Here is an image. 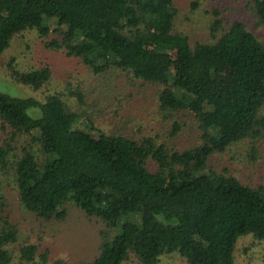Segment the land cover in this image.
Returning a JSON list of instances; mask_svg holds the SVG:
<instances>
[{
  "label": "trees",
  "instance_id": "obj_1",
  "mask_svg": "<svg viewBox=\"0 0 264 264\" xmlns=\"http://www.w3.org/2000/svg\"><path fill=\"white\" fill-rule=\"evenodd\" d=\"M177 3L0 0V71L40 90L0 92V264H51L48 248L19 241L22 210L43 224L66 220L74 207L103 223L91 260L52 264H237L240 238L264 242V176L249 182L254 175L230 161L217 164L244 143L254 160L264 141V0H190L199 22ZM26 32L27 50L15 56ZM31 45L38 58L28 55ZM60 54L93 82L119 83L117 109L99 115L139 111L142 126L100 124L101 95L89 96L108 83L88 88L77 76L65 92L43 90ZM219 67L226 76L217 78ZM65 71L59 82L71 81ZM147 86L155 105L142 114ZM71 99L79 118L87 114L85 128L67 122Z\"/></svg>",
  "mask_w": 264,
  "mask_h": 264
},
{
  "label": "rangeland",
  "instance_id": "obj_2",
  "mask_svg": "<svg viewBox=\"0 0 264 264\" xmlns=\"http://www.w3.org/2000/svg\"><path fill=\"white\" fill-rule=\"evenodd\" d=\"M180 3H177L179 8L181 10L188 11L189 9V2L190 0H178ZM189 12V18H192V22H199V19H201L203 16L199 15L194 12ZM185 24V28H188V26H192V23H189L188 21ZM32 32H26L24 34H21L16 39V45L12 46L11 52H15V56L19 55L20 53H24L27 50V43L29 38L32 36ZM264 34V32H262ZM148 47L151 46L150 43H147ZM38 48L36 45H31V52L28 54L31 56H35L38 58L40 55V52L38 51ZM27 55V56H28ZM10 58V56H9ZM54 64V71H55V77L52 79L51 83L47 87H44L43 90L46 89H54L57 92H65L68 87H70L71 82H76L75 78L77 76H82V84L87 86L88 88L92 87L95 88H103L106 87L107 83L109 84V90L105 93H97L92 94V96H89V99L96 98L98 95H101L100 101H99V107H98V115L101 109H106L110 112V114H113L114 110L117 109V105L113 104L112 101L115 100L116 97H121L118 95V87L119 83L114 81H107L105 82V85H103V82H93L95 80V77L91 74L89 75V71H87L85 68L83 69V64H81L79 61L75 59H63L61 57V54L57 56L56 59H53L51 57L50 59ZM65 71V74L72 75V79L69 82H59V75H62ZM6 73V69H5ZM118 74V71L115 74H112L111 77H114ZM215 74L217 78L226 76V69L225 67H219L217 70H215ZM7 75V74H6ZM85 75H88L85 77ZM83 80H85L87 83H84ZM151 87V86H150ZM155 88V87H154ZM157 88V87H156ZM155 88V89H156ZM92 89V90H93ZM128 89V87H127ZM126 89V90H127ZM42 90V91H43ZM125 90V91H126ZM132 91L135 92L131 88ZM144 92L142 93L143 97L140 99L141 102L145 103L143 107L142 114H145L146 112L153 111V106L155 105L154 100L155 96L153 98H149L147 94L148 92L151 93V88L149 86L143 87ZM147 90V93L146 91ZM123 91V92H125ZM0 92H3L5 94H10L11 96H38L40 97V90L35 91L34 89L30 88L28 85H25L23 83H17L14 82L11 78L8 79L1 73L0 71ZM114 93L113 95H111ZM122 93V88H121ZM108 94V95H106ZM116 94L118 96H116ZM115 97V98H114ZM106 100H109L108 102ZM135 102V101H134ZM129 103V102H128ZM126 103V104H128ZM69 105V114L67 116V122L69 124L77 123V126L81 128H85V122H87V114L82 113V117H78V105L75 102V100L71 99V103ZM198 109V107L196 108ZM80 111V110H79ZM29 113L37 114L38 110L33 108L29 110ZM118 113H121L120 111ZM141 112H136L132 117L123 116L120 114L119 116H115L114 118H108L109 114L106 115H99L103 118L99 119V122L101 125L105 126H111L112 129H115V127H128L129 129L134 128L135 126L139 125L142 126V119L139 115ZM81 119H83V122H81ZM150 119V118H149ZM103 121H105L103 123ZM81 122V123H80ZM150 121L148 119H144V124H148ZM155 124H152L154 126ZM98 126V124H97ZM124 130V129H122ZM93 134H96L97 131L92 130ZM106 141V140H105ZM109 141V140H108ZM107 141V142H108ZM249 144L244 143L236 147L235 157H230L229 154H222L220 159H218L217 164L218 167L226 165L229 161L235 165H237V168L241 172H245V174H253L254 176L252 179H248L249 182L253 181L255 178H258L257 176L261 175L264 176V141H261L258 144V153L257 158L252 159L249 155H247V149ZM2 175H0V179ZM8 183V180H6ZM6 183V184H7ZM5 184V185H6ZM1 185V186H5ZM10 193L11 192L9 190ZM14 195V194H13ZM18 212V211H17ZM144 214H153L156 216H159V211L156 208H147L144 212ZM19 219H20V234H19V241L20 242H27V243H38L41 244V248H48L50 250V258H51V264L56 259H62L69 262H78V261H89L91 260L97 253L99 244L101 243V236L100 231L104 229V225L97 217H88L86 216L82 211L70 207L68 217L66 220L62 222H45L43 224L38 223L31 213L25 212L24 210L20 211L18 213ZM137 220V218H136ZM137 221L130 219L126 223V229L127 230H134L135 224ZM237 264H264V242H261L259 240L254 239L252 236H244L239 239L238 241V249H237V258H236ZM166 264H187L184 260H175L174 257L169 258L167 260Z\"/></svg>",
  "mask_w": 264,
  "mask_h": 264
}]
</instances>
